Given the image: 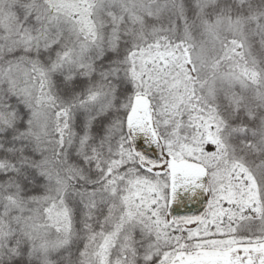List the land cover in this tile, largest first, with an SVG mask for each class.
I'll return each instance as SVG.
<instances>
[{
    "label": "snow or ice",
    "instance_id": "snow-or-ice-1",
    "mask_svg": "<svg viewBox=\"0 0 264 264\" xmlns=\"http://www.w3.org/2000/svg\"><path fill=\"white\" fill-rule=\"evenodd\" d=\"M0 264H264V0H0Z\"/></svg>",
    "mask_w": 264,
    "mask_h": 264
}]
</instances>
